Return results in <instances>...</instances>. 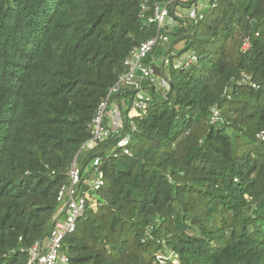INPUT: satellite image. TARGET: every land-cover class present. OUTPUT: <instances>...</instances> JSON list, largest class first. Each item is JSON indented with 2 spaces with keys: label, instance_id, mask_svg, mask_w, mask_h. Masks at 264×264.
Masks as SVG:
<instances>
[{
  "label": "trees",
  "instance_id": "obj_1",
  "mask_svg": "<svg viewBox=\"0 0 264 264\" xmlns=\"http://www.w3.org/2000/svg\"><path fill=\"white\" fill-rule=\"evenodd\" d=\"M155 1L0 0V264H27L72 165L85 191L95 159L104 185L64 240L71 264H264V0H218L197 22L176 14L200 0L172 3L170 46L197 63L166 70L168 90L143 81L153 101L129 119L131 89L109 92L156 35L140 18ZM107 97L130 156L118 137L81 151Z\"/></svg>",
  "mask_w": 264,
  "mask_h": 264
},
{
  "label": "built area",
  "instance_id": "obj_2",
  "mask_svg": "<svg viewBox=\"0 0 264 264\" xmlns=\"http://www.w3.org/2000/svg\"><path fill=\"white\" fill-rule=\"evenodd\" d=\"M190 1L193 2V0H158L151 6L147 5L146 2L141 6L140 18L145 20L147 24L157 26L156 35L130 51L124 62L128 71L119 77L118 82L109 92L110 95L121 93L124 87L131 89L133 94L127 113L129 119L145 115L153 101L152 94L145 91L141 86L143 81H148L158 90H168L170 79L166 75V70H187L197 63V55L192 51L177 55V49L170 46L167 35V31L177 25L169 14V6L172 3L186 4ZM217 4L218 0H213L208 9H216ZM196 9L195 6L190 8L187 17L190 21L197 22L204 19L203 12H197ZM148 13L150 15H147ZM176 15L179 17L178 14ZM157 48L162 51L159 59L160 64L157 66L163 73L160 77H157L155 66H153V62L156 61L154 51ZM241 49L243 52L250 49L249 39H245ZM147 57L150 58V63L145 62ZM108 97L99 105L90 124V139L81 147V151H91L108 139L118 137L117 148L121 149L124 155L130 156L127 149L130 136L128 133H122L123 112L118 103L109 106ZM217 116L218 114L215 111L211 122H215ZM130 126V132H134L136 130L135 126L132 124ZM100 166V159L93 160L92 180L86 183L87 190L80 191L82 172L76 163L72 165L68 174V183L61 186L57 196L60 210L55 217L54 225L47 238L35 243L32 249L29 250L27 264H71L69 257L63 252V243L66 237L75 232L77 221L85 214L87 204L91 198L90 192H96L104 185V175L99 169Z\"/></svg>",
  "mask_w": 264,
  "mask_h": 264
},
{
  "label": "rangeland",
  "instance_id": "obj_3",
  "mask_svg": "<svg viewBox=\"0 0 264 264\" xmlns=\"http://www.w3.org/2000/svg\"><path fill=\"white\" fill-rule=\"evenodd\" d=\"M209 1L210 0H200L199 1V4H198V6H197V12H204L205 10H207L208 9V7H209ZM189 10L190 9H188V8H179V12H178V15H179V18H186V17H188V14H189ZM170 27H171V24H170ZM174 29V28H173ZM172 28L169 30V31H172L173 30ZM182 46H183V43H180V44H178V46L176 47V49H181L182 48ZM155 65H159L160 63H159V59H157L156 61H155V63H154ZM159 91H161L160 89H159ZM92 167H89L88 169H87V171H90V169H91Z\"/></svg>",
  "mask_w": 264,
  "mask_h": 264
}]
</instances>
